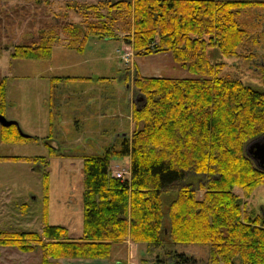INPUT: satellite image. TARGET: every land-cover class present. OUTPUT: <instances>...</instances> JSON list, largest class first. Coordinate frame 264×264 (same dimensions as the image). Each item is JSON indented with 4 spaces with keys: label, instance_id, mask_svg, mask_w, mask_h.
<instances>
[{
    "label": "trees",
    "instance_id": "trees-1",
    "mask_svg": "<svg viewBox=\"0 0 264 264\" xmlns=\"http://www.w3.org/2000/svg\"><path fill=\"white\" fill-rule=\"evenodd\" d=\"M254 6L264 7V0L75 3L70 7L82 17L80 22L66 23L61 30L49 26L39 44L16 46L14 56L46 58L61 31L69 36L67 45L80 51L91 37L122 33L136 54L172 51L176 61L200 76L137 74L134 85L144 101L134 110L131 138L123 139L119 149L84 156L80 238H70L64 226L45 223L42 232L0 231V246L27 252L41 245V264H57L50 259H108L114 244L129 238L152 246L209 245L212 264H264V209L247 210L233 191L240 187L250 197L264 185V170L246 152L253 139L264 135V85L220 75L225 63L209 56L214 48L224 56L237 55L247 36L238 16ZM5 97L2 81L0 113L5 111ZM2 129L3 141L34 138L23 136L14 124ZM124 155L131 158V175L122 180L110 165L114 157ZM44 183L49 189L48 172ZM201 189L204 193L198 196ZM170 191L173 198L167 201ZM188 219L191 222L185 223ZM165 254L168 258L161 264L196 263L168 247Z\"/></svg>",
    "mask_w": 264,
    "mask_h": 264
},
{
    "label": "rangeland",
    "instance_id": "rangeland-1",
    "mask_svg": "<svg viewBox=\"0 0 264 264\" xmlns=\"http://www.w3.org/2000/svg\"><path fill=\"white\" fill-rule=\"evenodd\" d=\"M102 1L0 0V83L4 81L6 95L2 114L17 121L22 131L34 137L19 142L3 141L0 124V156L37 158L35 161L0 159V231L42 232L43 226L48 223L68 228L72 239L81 237L84 156L105 151L109 147L119 149L122 140L130 139L136 128L133 111L132 119L117 116L111 121L110 140L107 133L99 137L97 132L94 133L96 126L94 130L91 128L93 121L87 120L85 105L79 103L82 95L83 103L89 98L97 99L93 107L99 119L107 124V118L102 119V114L105 115L110 106L116 105V112L126 115L127 97L129 94L131 96L129 91L134 100H139L134 107L142 105L144 98L137 93L134 85L137 74L177 78L200 76L176 61L172 51L136 54L132 45H126L122 33L114 38L91 37L84 50L79 51L67 45L69 36L61 31L49 57L13 55L16 46L39 44L42 32L49 26L55 25L61 30L66 23L80 22L82 17L70 7L73 4L91 5ZM104 12L107 10L104 9ZM238 20L246 29L247 36L237 55L224 56L214 48L210 49L209 56L213 61L225 63L220 75H231L263 86L264 7L242 9ZM127 50L134 53L129 63L121 58L123 51ZM55 76H71L74 80L70 83L65 79L64 85L71 86L77 94L64 95L63 99L59 94L57 96L52 90ZM109 96L112 98L108 100ZM63 119L64 124L58 126L56 131L57 122ZM94 122L97 124L98 120ZM57 132L64 133L66 137L62 141L52 140ZM77 137H80L79 141H75ZM51 147L54 154L50 152ZM129 158L128 155L114 157L110 165L112 174L131 171ZM47 172L49 189L46 190L44 174ZM125 178L129 179L130 175ZM233 191L241 196L247 210L259 213L264 209V185L257 187L250 197H246L240 187H234ZM203 193L204 190H198V196ZM165 198L167 201L172 199L173 192H168ZM190 222V219L185 221ZM167 247L188 254L194 258L195 264H212L209 263V245L176 243L165 247L152 246L147 242H132L129 246L117 242L108 259L100 263L89 261L79 264H161L160 260L168 258L165 254ZM42 252L41 245H35L31 252L1 245L0 264H41ZM50 260L58 264L57 260ZM59 262L76 264L62 262L61 259ZM165 264L171 263L166 261Z\"/></svg>",
    "mask_w": 264,
    "mask_h": 264
},
{
    "label": "crops",
    "instance_id": "crops-1",
    "mask_svg": "<svg viewBox=\"0 0 264 264\" xmlns=\"http://www.w3.org/2000/svg\"><path fill=\"white\" fill-rule=\"evenodd\" d=\"M126 43V45H128L129 43H127V42H125ZM80 51V50H79ZM81 78H85V79H88V78H86V77H81ZM60 79H61V81H60ZM68 80L70 83H71V80H74L71 76H55L54 78H53V83H52V85H53V91L57 94V96H58V94L60 95V98H62L63 99V97H64V95H66V97L68 96V95H76L77 93L74 91L73 92V89L71 88V86H68V85H64V80ZM83 90V89H82ZM90 91V90H89ZM73 92V93H72ZM85 94H88L89 92L88 91H83ZM129 93H131V96H132V92H130L129 91ZM83 96L84 95H82L81 96V98H80V100H79V103H80V105H85V108L87 109V113H88V117H87V120H90V121H93L92 122V124H91V128H92V130H94L95 129V126H96V128H97V131H95L94 133H98L99 134V137H102V136H104V134H108L109 135V137H108V140H110V136L112 135L111 133H110V131H112V130H110V124H111V121H114L115 120V118L117 117V116H120L121 118L122 117H124V118H127L126 120H128V119H132V114H133V111H134V109H135V107H139V106H135L134 107V105L136 104V102L137 101H139L138 99L137 100H134V98L133 97H131L130 96V94H129V96L127 97V99H128V112H126V115L125 116H122L121 115V113H118V112H116V105L115 106H110L108 109H109V111H106V113H105V115L104 114H102V119H106L107 118V120H106V123L107 124H104L105 122H104V120H102L101 121V119H99V116L97 115V111H95V109H94V105L95 104H97V99H93V98H89L88 99V101L87 102H85V103H83L82 101V98H83ZM65 97V98H66ZM112 97L111 96H109L108 97V100L109 99H111ZM63 108V107H62ZM62 110H64V109H62ZM111 110H112V112H111ZM95 111V112H94ZM95 119L96 120H98V123L96 124L94 121H95ZM64 119L62 120V121H60V122H57L58 124L55 126V130L56 129H58L57 127L58 126H61V125H63L64 124ZM100 122V123H99ZM130 122H131V124H133L132 123V120H130ZM95 123V124H94ZM103 123V124H102ZM106 127H108L107 129H105ZM100 129H102V131H100ZM99 130V131H98ZM108 130V131H107ZM57 131V130H56ZM115 133V130H114V132H113V134ZM54 134V133H53ZM63 136V137H62ZM64 137H66V135L64 134V133H61V132H57V134H56V136H55V138L54 139H52V140H54V141H62V139L64 138ZM79 138L80 137H77V138H75V141H79ZM97 142H99V141H97ZM130 159V158H129ZM116 164V163H115ZM114 164V165H115ZM132 242H134V241H132V240H130L129 238L128 239H126V240H124V241H122L121 243H125V244H127L128 246L129 245H131L132 244ZM24 252H26V251H24ZM29 252V251H28ZM31 252V251H30ZM54 260H57L58 261V264H61L60 262H59V260L60 259H54ZM61 261L62 262H66V261H68V262H75L76 264H79V263H87V262H89V261H98V263H100V261H104V259L103 258H67V257H65V258H61ZM120 264V263H119Z\"/></svg>",
    "mask_w": 264,
    "mask_h": 264
},
{
    "label": "water",
    "instance_id": "water-1",
    "mask_svg": "<svg viewBox=\"0 0 264 264\" xmlns=\"http://www.w3.org/2000/svg\"><path fill=\"white\" fill-rule=\"evenodd\" d=\"M0 124L2 126L16 125L18 131L25 137H28L27 133L21 130L17 121L8 119L4 114L0 113ZM247 154L254 160L256 165L264 170V135H261L253 139L246 147Z\"/></svg>",
    "mask_w": 264,
    "mask_h": 264
},
{
    "label": "built area",
    "instance_id": "built-area-1",
    "mask_svg": "<svg viewBox=\"0 0 264 264\" xmlns=\"http://www.w3.org/2000/svg\"><path fill=\"white\" fill-rule=\"evenodd\" d=\"M133 55L134 53L132 52V50H127V51H123V54H122V59L126 62V63H129V62H132L133 60ZM113 175L118 177V178H121L122 180L123 179H126V175H131L130 171H117V172H113Z\"/></svg>",
    "mask_w": 264,
    "mask_h": 264
}]
</instances>
